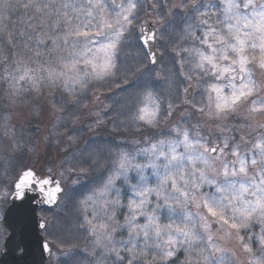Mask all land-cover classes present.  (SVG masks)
I'll return each instance as SVG.
<instances>
[{"label":"snow or ice","instance_id":"6c2138e0","mask_svg":"<svg viewBox=\"0 0 264 264\" xmlns=\"http://www.w3.org/2000/svg\"><path fill=\"white\" fill-rule=\"evenodd\" d=\"M26 203L71 207L64 264H264V0H0V220Z\"/></svg>","mask_w":264,"mask_h":264},{"label":"water","instance_id":"95a60500","mask_svg":"<svg viewBox=\"0 0 264 264\" xmlns=\"http://www.w3.org/2000/svg\"><path fill=\"white\" fill-rule=\"evenodd\" d=\"M8 207V206H7ZM27 214H19L15 210L8 213L7 221L2 220L3 228L8 232L0 251V264H47V253H43L39 242L44 237L38 227L41 209H52L47 205H28ZM52 247V246H51ZM24 252L21 254L20 249Z\"/></svg>","mask_w":264,"mask_h":264},{"label":"trees","instance_id":"16d2710c","mask_svg":"<svg viewBox=\"0 0 264 264\" xmlns=\"http://www.w3.org/2000/svg\"><path fill=\"white\" fill-rule=\"evenodd\" d=\"M107 91L100 93L105 96V93ZM91 94V92L89 93ZM110 101L107 100V103ZM83 128H86L85 130H82L81 132V143L84 141H90L94 143H104L106 141H112L116 140L119 141L121 139H125V137L115 135L112 132V125L109 123L107 127L100 129L99 131L89 130L88 123H85L83 125ZM84 133V134H82ZM87 184V181H81V184ZM67 186V184H66ZM79 191H86V188H81L80 185L76 186ZM67 188V187H65ZM48 210H40L39 215L42 218H48V221L50 222V228L49 232L50 235L45 234V239L52 245L53 251L58 253L60 251H65L66 248L69 245L77 244L79 243L81 247H83L84 241L82 239H77V237L80 236L79 233H76L73 231L71 235H69L67 232L62 231V229L65 227V225L68 223V221L65 219L66 216L70 215L71 213V207L68 208L61 207L58 212H55L54 217H51V215L48 214ZM64 264V263H63Z\"/></svg>","mask_w":264,"mask_h":264},{"label":"rangeland","instance_id":"374dc122","mask_svg":"<svg viewBox=\"0 0 264 264\" xmlns=\"http://www.w3.org/2000/svg\"><path fill=\"white\" fill-rule=\"evenodd\" d=\"M104 94H105V95H108V94H106V92H105ZM91 95H92V93L89 94L90 97H91ZM100 96H101V107H102L103 104H107V100H104V96H103V94H101ZM161 128L164 129L165 132L167 131V129L164 128V125H161ZM85 129H86V128H82V130H85ZM157 131H159V130H157ZM81 132H82V131H81ZM80 134H81V133H80ZM82 134H84V133H82ZM83 143H84V142H82L81 145H83ZM129 148H130V150H131L132 146L129 145ZM38 167H40V165H38ZM45 167H46V166H45ZM66 184H67V186H66ZM83 184H84V183H83ZM70 186H71V185H70V182H65V187L68 188V187H70ZM5 207H6V206H5ZM59 209H61V207H60V208L53 207L52 209L48 210V211H49L48 214L51 215V217H54L55 212H58ZM41 218H42V217H41ZM48 218H50V217H48ZM48 218H47V219H48ZM1 226H2V225H1V220H0V249L2 248V240H3V237H4V235H5V232H4V230L2 229L3 227H1ZM42 235H43V237L45 238V233H42ZM52 251H53V249H52ZM53 253H54L53 257L51 258V260H50V258L47 260V264H57L58 261H59V264H63V263H64V260H65V257L63 256L64 251H60V252H58V253H56V252L53 251Z\"/></svg>","mask_w":264,"mask_h":264},{"label":"flooded vegetation","instance_id":"af4514ba","mask_svg":"<svg viewBox=\"0 0 264 264\" xmlns=\"http://www.w3.org/2000/svg\"><path fill=\"white\" fill-rule=\"evenodd\" d=\"M2 227V226H1ZM3 230H4V232H5V235H4V237H3V240H4V238H5V236L7 235V231L4 229V228H2ZM3 240H2V243H3ZM2 249V248H1ZM1 249H0V251H1Z\"/></svg>","mask_w":264,"mask_h":264}]
</instances>
